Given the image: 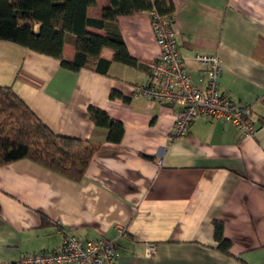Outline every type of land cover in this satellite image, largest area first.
Wrapping results in <instances>:
<instances>
[{
  "label": "crops",
  "instance_id": "obj_1",
  "mask_svg": "<svg viewBox=\"0 0 264 264\" xmlns=\"http://www.w3.org/2000/svg\"><path fill=\"white\" fill-rule=\"evenodd\" d=\"M171 1L191 78L204 75L194 54L217 55L221 93L248 108L255 133L198 117L187 136L170 139L176 108L133 96L158 53L148 12L116 23L140 67L115 62L104 48L107 75L71 71L0 41V87L11 88L53 134L98 146L78 183L26 160L0 167V264L53 250L64 232L112 241L117 264H264V0ZM108 6L95 0L87 20L99 22ZM86 31L105 35L92 24ZM75 52L65 44L62 56L71 61ZM91 107L122 123L120 144L88 120ZM215 221L231 242L228 256L217 249Z\"/></svg>",
  "mask_w": 264,
  "mask_h": 264
},
{
  "label": "trees",
  "instance_id": "obj_2",
  "mask_svg": "<svg viewBox=\"0 0 264 264\" xmlns=\"http://www.w3.org/2000/svg\"><path fill=\"white\" fill-rule=\"evenodd\" d=\"M95 0H0V41L16 44L29 51L51 57L71 71L82 69L107 75L109 63L100 59L104 48L114 52V61L139 68L130 57L117 29V18L140 12L155 11L159 16L173 19L171 0H108L99 22L86 18V9ZM92 24L105 30L103 37L92 35L86 26ZM65 44L76 52L73 60L62 56ZM124 100L120 94L110 98ZM126 101V100H125ZM88 120L107 130V142L120 144L124 128L97 108L87 110ZM98 150V146L81 139L53 134L9 87H0V167L26 160L73 182H80ZM145 160L153 159L142 157ZM41 225L49 220L40 214ZM217 249L229 255L231 242L223 237V225L214 222ZM240 261V260H239ZM241 264H247L240 261Z\"/></svg>",
  "mask_w": 264,
  "mask_h": 264
},
{
  "label": "built area",
  "instance_id": "obj_3",
  "mask_svg": "<svg viewBox=\"0 0 264 264\" xmlns=\"http://www.w3.org/2000/svg\"><path fill=\"white\" fill-rule=\"evenodd\" d=\"M149 15L158 53L147 64V82L136 85L133 96L176 108L170 139L187 136L198 117L229 124L244 136L254 134L257 127L250 120L248 108L221 93V59L217 55L194 54V62L204 72L195 83L177 47L173 19L159 16L155 11ZM117 259L112 241L80 239L64 232L57 248L25 255L18 264H117Z\"/></svg>",
  "mask_w": 264,
  "mask_h": 264
}]
</instances>
